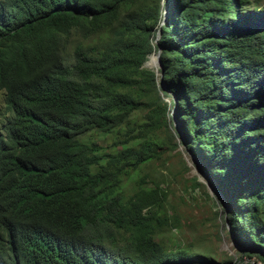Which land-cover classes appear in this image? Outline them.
<instances>
[{
    "label": "trees",
    "instance_id": "1",
    "mask_svg": "<svg viewBox=\"0 0 264 264\" xmlns=\"http://www.w3.org/2000/svg\"><path fill=\"white\" fill-rule=\"evenodd\" d=\"M0 92V264H231L159 238L177 145L264 264V0H0Z\"/></svg>",
    "mask_w": 264,
    "mask_h": 264
},
{
    "label": "rangeland",
    "instance_id": "2",
    "mask_svg": "<svg viewBox=\"0 0 264 264\" xmlns=\"http://www.w3.org/2000/svg\"><path fill=\"white\" fill-rule=\"evenodd\" d=\"M151 60L153 62L150 63ZM146 61L147 68L155 71L160 68L156 64L155 51ZM3 108L0 92V111ZM177 140L173 139L174 142ZM143 173L147 176V182H159L166 190L167 198L161 216L175 225L174 228L168 225L161 228L159 238L166 246L175 244L191 247L194 252L208 255L216 262L230 260L231 264H263L255 258L244 257L238 260L235 254L238 248L223 226V207L216 191L209 177L195 164L183 145H177L171 151L166 147L158 158L145 165ZM195 180L199 184L195 185ZM134 188L133 181H125L124 193L127 196L133 193Z\"/></svg>",
    "mask_w": 264,
    "mask_h": 264
},
{
    "label": "water",
    "instance_id": "3",
    "mask_svg": "<svg viewBox=\"0 0 264 264\" xmlns=\"http://www.w3.org/2000/svg\"><path fill=\"white\" fill-rule=\"evenodd\" d=\"M165 18H166V9L164 10V16H163V20L161 21V24L165 22ZM160 35V29H158L157 33H156V38H155V41L158 39ZM160 48L158 47L157 50L155 51V58H156V64L158 65V67L161 66V63H160ZM147 61L144 62V65H147ZM161 77H162V73L160 74ZM172 117H173V120H174V126L175 128L177 129L178 128V124L176 122V119L174 118V111L172 110ZM188 154L192 157L191 153L188 151ZM234 244V243H233ZM236 246V245H235ZM237 247V246H236ZM238 248V247H237Z\"/></svg>",
    "mask_w": 264,
    "mask_h": 264
},
{
    "label": "bare ground",
    "instance_id": "4",
    "mask_svg": "<svg viewBox=\"0 0 264 264\" xmlns=\"http://www.w3.org/2000/svg\"><path fill=\"white\" fill-rule=\"evenodd\" d=\"M153 62V61H152ZM148 63V62H147Z\"/></svg>",
    "mask_w": 264,
    "mask_h": 264
}]
</instances>
